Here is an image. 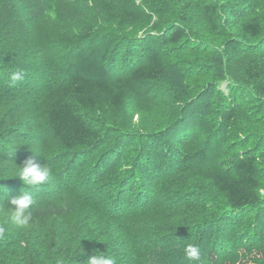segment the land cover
I'll list each match as a JSON object with an SVG mask.
<instances>
[{
  "label": "trees",
  "instance_id": "1",
  "mask_svg": "<svg viewBox=\"0 0 264 264\" xmlns=\"http://www.w3.org/2000/svg\"><path fill=\"white\" fill-rule=\"evenodd\" d=\"M40 21L78 31L43 30L62 57L51 68L56 79L39 87L33 79L48 56ZM225 78L229 94L218 88ZM165 93L172 112L187 110L179 124L138 132L118 124L128 110L151 113ZM199 98L209 110L206 138L189 127ZM31 111L45 115L64 152L53 160L72 165L62 178L78 172L85 197L104 198L118 221L106 227L94 212L91 222L76 218L80 198L12 177L38 161L24 119ZM184 175L178 189L163 188ZM4 187L14 197L31 192L35 203L26 229L0 208V264H85L97 252L116 264H264V0H0L1 201ZM161 199L170 209L157 210V221L149 212ZM136 217L153 231L145 240L131 234L144 229ZM189 244L199 247V262L186 257Z\"/></svg>",
  "mask_w": 264,
  "mask_h": 264
},
{
  "label": "rangeland",
  "instance_id": "2",
  "mask_svg": "<svg viewBox=\"0 0 264 264\" xmlns=\"http://www.w3.org/2000/svg\"><path fill=\"white\" fill-rule=\"evenodd\" d=\"M251 1V0H250ZM256 1V0H254ZM43 23H45L43 25ZM53 25H55V27H52L51 25L49 26V28L46 26V22L45 21H40L35 23L36 28H38L39 30H41V34L43 37V47L46 53H48V56L45 57V67H41V69H38V75L39 76H35V78L33 79L34 83H36V86H41L43 84V82H46L50 79V77H53V79H56L57 77V73H53L56 71H52L51 68L55 66V64H60L61 61V53L59 51V48L57 46H55L53 43H55V39H51V38H46V36H50L52 33L51 31L49 33H45V29H49V30H54L55 28H57L56 33L58 34L59 31H63V30H69L74 28L75 30H77L76 26H72L71 23H67V22H52ZM78 31V30H77ZM55 33V34H56ZM51 37V36H50ZM53 38V37H52ZM127 59V57L125 58V60ZM129 62V61H128ZM128 62L127 65H128ZM42 71V73H40ZM36 74V72H35ZM60 79V78H59ZM230 81L231 79L229 78H225L221 81H218V88L221 89L223 92H225L226 94H229V85H230ZM164 92H166V90H164ZM173 94H169V93H165V97L162 96H158L157 100L153 103H155L156 105L153 107L154 109L150 112H148V110L142 112V113H136L135 110H128V112L126 114L123 115L122 121L118 124L122 125L121 127L125 130H130V131H134V132H138V131H145V130H153V129H160V128H165V127H172L174 125H176L177 123L179 124V122L184 118L187 110L185 113H183L181 110H179L181 107L180 105L176 106L175 111L172 112V109L175 108V103L173 101ZM199 105H201V112L199 115H197L194 118L193 125L189 126L190 129L196 125L195 127V131H198V133H196V135H202V137H205L204 135H208L210 134L209 132L212 131V128L210 125H203L204 120V112L208 113L209 110H207V105L205 104V101H203L202 99L199 98ZM148 109V108H146ZM179 110V111H178ZM177 111V112H176ZM179 112V114H178ZM202 113V114H201ZM202 115V117L200 116ZM180 118V119H179ZM198 118H200L199 120H197ZM24 119H26L27 124L31 125L34 130L33 133L30 134L31 138L35 139V141L38 143V147H39V151H37L38 153L43 154L41 155H37L35 153L36 158L38 159V161H35L37 163L43 164L48 161H52L51 166L55 167L56 169H52L55 173H53L52 179L46 183L49 184L47 185L48 187L44 186L43 189L44 191L41 189H39L38 191H48L50 190L52 187H55L54 192H61V194H63L62 197H73L75 199H79L78 204H77V215L76 218H80V217H85L87 218V222H91L93 221V217L91 219H88L87 214L90 212H94L95 215L103 218L102 222L103 225H105L106 227L109 225V223L112 222H116L119 220V217L116 216L115 217L111 216L110 214H106L107 213V208L109 209V206L107 205L108 202H104L102 197H90V198H86L85 196H88V190L87 187L85 185H81V187H79V184L81 182L80 179H77L78 176V172H76L73 177L71 176V181L68 182L67 178L65 180V178H62L61 172H64V170H68L71 171V166L69 165L67 162L65 161L63 163H60V165L58 163H56L55 160H53L55 157H57V155H62L64 154V152H60L59 150L56 151L55 150V140L52 137V135L50 134L49 128L45 122V115L42 112L39 111H31L29 112ZM114 121L116 122V119H114ZM209 124V123H208ZM128 126V127H127ZM209 126V127H208ZM188 127V126H187ZM188 127V128H189ZM187 128H180V131L178 132V134L184 135L185 130ZM199 129H201L202 131H200ZM206 129H209V131H207ZM190 132V131H189ZM189 134V133H188ZM195 134L192 133V136H194ZM206 138V137H205ZM192 144H196V141L191 142V146ZM49 158V159H48ZM66 165H69L68 168H66ZM50 166V165H49ZM50 166V167H51ZM88 168L85 170L84 169V173L87 172ZM192 173H194V171H191ZM195 172H197L195 170ZM71 175H72V171H71ZM185 176V175H184ZM187 176L185 177H181V176H177L176 178H171L169 179L164 185L163 188H165V186H170L173 187L175 189H178L179 187L178 184L175 182L177 180H179V182L181 184L184 183V180ZM76 178V179H75ZM82 183V182H81ZM69 186H74V189H68ZM181 187V185H180ZM49 188V189H47ZM159 190L161 197L163 198L162 195L164 191V189ZM7 189V190H6ZM13 188H9V187H4V191H5V196L2 198L3 200H0V208H6L7 209V204L9 207H12V205L10 204V200L11 198L14 197V192H13ZM172 191L173 189H167ZM37 191V192H38ZM105 191L109 192V189L106 188ZM53 191H51L52 193ZM167 194V193H166ZM169 196V195H168ZM107 197V195H106ZM110 196H108L107 198L109 199ZM72 198V199H73ZM167 198V197H166ZM169 201H166V199H161L157 201V204H155L157 207L152 208V210L149 212L153 214L152 219L157 220L156 219V212L157 210H163L164 212H166L168 214L169 212V207L170 205H168ZM7 203V204H6ZM122 209L120 208H112V211H116V212H120ZM151 214V215H152ZM145 216V215H143ZM118 217V218H117ZM134 220H139V221H134L133 223L137 224L138 226L143 227L144 229H138V230H133L131 229V234L133 235L134 238H141L143 237L144 240L146 238V235L148 234H152V230L148 231V229H146V227L140 222V220H142L139 217L133 218ZM159 221V220H157ZM140 223V224H139ZM112 230V228H110ZM115 229H114V234H115ZM123 235V233H119L117 236H121ZM172 240V239H171ZM166 242V241H165Z\"/></svg>",
  "mask_w": 264,
  "mask_h": 264
},
{
  "label": "clouds",
  "instance_id": "3",
  "mask_svg": "<svg viewBox=\"0 0 264 264\" xmlns=\"http://www.w3.org/2000/svg\"><path fill=\"white\" fill-rule=\"evenodd\" d=\"M19 74H15V78H18ZM17 148L12 151L14 156ZM37 155H43L34 151ZM44 156V155H43ZM16 164V163H15ZM53 176V170L45 163L40 164L33 159H28L24 162L23 166H19L18 171L12 177H19L24 185L27 186H41L48 183ZM5 196V195H4ZM35 203L34 197L31 192L21 191V194L11 198L9 207L7 204V218L11 225L17 229H26L30 225L32 219L31 209ZM6 232L5 227L0 226V239L3 238ZM186 257L194 262H199L202 253L198 246L189 244L184 248ZM85 254L83 251L81 255ZM85 264H116L114 257L105 255L103 252H97L91 256Z\"/></svg>",
  "mask_w": 264,
  "mask_h": 264
}]
</instances>
